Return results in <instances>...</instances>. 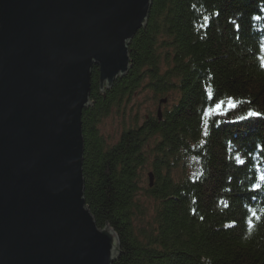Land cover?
I'll return each instance as SVG.
<instances>
[{
    "label": "trees",
    "instance_id": "1",
    "mask_svg": "<svg viewBox=\"0 0 264 264\" xmlns=\"http://www.w3.org/2000/svg\"><path fill=\"white\" fill-rule=\"evenodd\" d=\"M129 55L104 91L94 66L83 111L84 196L120 238L114 264H264V0H153ZM140 89L170 95L163 119L107 144L101 118Z\"/></svg>",
    "mask_w": 264,
    "mask_h": 264
},
{
    "label": "water",
    "instance_id": "2",
    "mask_svg": "<svg viewBox=\"0 0 264 264\" xmlns=\"http://www.w3.org/2000/svg\"><path fill=\"white\" fill-rule=\"evenodd\" d=\"M152 3L0 0V264L118 259L117 232L98 226L84 196L83 111L94 66L101 91L130 70Z\"/></svg>",
    "mask_w": 264,
    "mask_h": 264
},
{
    "label": "rangeland",
    "instance_id": "3",
    "mask_svg": "<svg viewBox=\"0 0 264 264\" xmlns=\"http://www.w3.org/2000/svg\"><path fill=\"white\" fill-rule=\"evenodd\" d=\"M151 95L152 93L147 89H140L136 92V96L131 100L130 103H123L120 106H112L110 113L107 116L101 118L98 128L101 136L104 138L107 144H115L123 132L127 128L135 125L136 121L142 124L145 121V118L149 115V112L155 113L157 115L160 100L167 98L169 101L170 97L169 94H165L159 97L156 102H154L152 99H149ZM151 172L155 174L154 182L155 184L157 183L155 171L148 167V169L145 171L144 177V185L146 187L150 186L149 173ZM150 215L153 214H148L146 216L147 221H150Z\"/></svg>",
    "mask_w": 264,
    "mask_h": 264
},
{
    "label": "snow or ice",
    "instance_id": "4",
    "mask_svg": "<svg viewBox=\"0 0 264 264\" xmlns=\"http://www.w3.org/2000/svg\"><path fill=\"white\" fill-rule=\"evenodd\" d=\"M205 19L207 20L208 18L205 17ZM261 66L264 67V56L261 57ZM223 101H221L220 103H217L215 108L216 109H220L223 105ZM209 111H213V110H209ZM261 115L260 113H257V112H249V116H252V117H256V116H259ZM261 180H264V176L261 177ZM260 186L257 185V188H259Z\"/></svg>",
    "mask_w": 264,
    "mask_h": 264
}]
</instances>
